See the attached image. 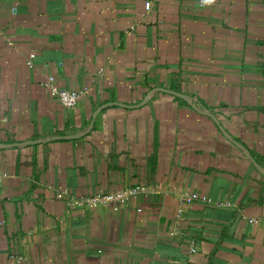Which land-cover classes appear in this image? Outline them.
I'll return each mask as SVG.
<instances>
[{
	"label": "crops",
	"instance_id": "0c3cea01",
	"mask_svg": "<svg viewBox=\"0 0 264 264\" xmlns=\"http://www.w3.org/2000/svg\"><path fill=\"white\" fill-rule=\"evenodd\" d=\"M0 175V264H264V0H0Z\"/></svg>",
	"mask_w": 264,
	"mask_h": 264
},
{
	"label": "built area",
	"instance_id": "2783aa9c",
	"mask_svg": "<svg viewBox=\"0 0 264 264\" xmlns=\"http://www.w3.org/2000/svg\"><path fill=\"white\" fill-rule=\"evenodd\" d=\"M151 2L146 3V8H151ZM45 86L48 88L51 96L59 101L65 108L67 109H73L75 108L80 99L85 96L87 93V90H68L60 88L56 83V78L54 76H49L47 80L45 81ZM4 184V176L0 175V195L2 192ZM136 193V190H126L116 193H104V194H96L93 196H86V197H79L73 199L71 201V204L74 206H86L89 208H99L101 206H106L108 204L112 203H118L128 200L130 197H132ZM67 191L59 193L58 197H66ZM186 202L192 203L195 201L200 200V196L196 193L192 194H186L185 195ZM204 201H206L209 204H213V201L211 199L204 198ZM218 206H222V204H218ZM192 252H196L197 248L196 245H193L191 248Z\"/></svg>",
	"mask_w": 264,
	"mask_h": 264
}]
</instances>
